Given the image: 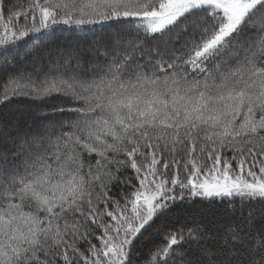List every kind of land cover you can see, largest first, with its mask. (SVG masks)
<instances>
[{
  "label": "snow or ice",
  "instance_id": "6c2138e0",
  "mask_svg": "<svg viewBox=\"0 0 264 264\" xmlns=\"http://www.w3.org/2000/svg\"><path fill=\"white\" fill-rule=\"evenodd\" d=\"M0 74V264H264V0H0Z\"/></svg>",
  "mask_w": 264,
  "mask_h": 264
},
{
  "label": "trees",
  "instance_id": "16d2710c",
  "mask_svg": "<svg viewBox=\"0 0 264 264\" xmlns=\"http://www.w3.org/2000/svg\"><path fill=\"white\" fill-rule=\"evenodd\" d=\"M2 78V74L0 75ZM172 223V218H166L158 220L152 229H149L147 233L137 242V250L145 252L148 249L153 248L155 245L162 243L161 233Z\"/></svg>",
  "mask_w": 264,
  "mask_h": 264
}]
</instances>
